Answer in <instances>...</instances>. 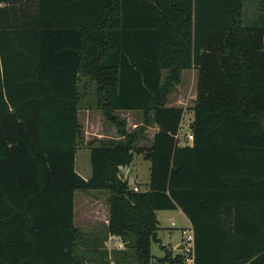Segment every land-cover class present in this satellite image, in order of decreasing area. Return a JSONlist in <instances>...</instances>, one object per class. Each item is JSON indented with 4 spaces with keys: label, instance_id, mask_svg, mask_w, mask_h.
<instances>
[{
    "label": "trees",
    "instance_id": "obj_1",
    "mask_svg": "<svg viewBox=\"0 0 264 264\" xmlns=\"http://www.w3.org/2000/svg\"><path fill=\"white\" fill-rule=\"evenodd\" d=\"M61 1L79 26L48 15L49 0L35 26L0 17V264H183L157 238L156 212L176 209L194 264H264V0L252 22L248 0ZM190 69L192 141L180 146L184 110L165 104ZM84 102L122 138L85 144L89 179L74 169ZM117 111L141 123L126 131ZM151 124L150 147L136 148ZM138 154L150 167L135 192L120 168ZM89 191L107 194L117 250L74 227V193Z\"/></svg>",
    "mask_w": 264,
    "mask_h": 264
},
{
    "label": "crops",
    "instance_id": "obj_2",
    "mask_svg": "<svg viewBox=\"0 0 264 264\" xmlns=\"http://www.w3.org/2000/svg\"><path fill=\"white\" fill-rule=\"evenodd\" d=\"M259 5V3H258ZM38 9H39V0H0V17L1 20L3 18V21L6 22H12L14 17V21L15 23L21 24L23 23V26H35L37 24V13H38ZM258 7L256 9V13L254 14L255 16H258ZM47 12L48 15H51L52 17L56 16H60L62 19L68 17L69 20H66L69 24H71L72 26H79L80 25V10L76 8V6L74 4H71L70 2L67 1H61V0H49V2H47ZM30 21V23L28 24V22ZM85 21V19H84ZM248 21V20H247ZM252 22V20L250 21ZM54 24H56V20H54ZM71 43V42H69ZM192 71H194L195 74V97H196V85H197V72L194 69H190ZM190 70H183L181 72V80L180 83L182 81L183 76L185 75L186 72L190 71ZM81 83L86 82L85 79L81 76H79ZM180 83L175 87V89H177V87L180 85ZM92 89H89V92H91ZM175 91V90H174ZM175 93L172 92L171 94H169V96L167 97V101L165 104L166 108H182L181 106H174V105H169V98L170 96ZM195 97L192 101V106L190 107V114L188 115L189 121L188 123V128H189V132L187 134H185L183 136V144L182 142H179V145H190L191 142L186 141V136L190 135V126H191V122L193 120V112H192V107L194 106V100ZM184 110V109H183ZM185 112V111H184ZM85 115L86 118L84 119V123H82L81 121V115ZM116 115L119 117L120 120H123L125 122V130L126 131H131L133 130L137 125H139L141 123V113L139 111H117ZM132 115L133 117H138V122L134 121V120H129L128 116ZM88 116V117H87ZM122 116V118L120 117ZM124 116V118H123ZM185 114L183 116L184 119ZM77 118H78V122L82 127V147H84V150H80V146L78 148V150L76 151L75 154V160H74V169L75 171L81 176V170L84 171L85 170V162L87 161V157L86 156H90L89 153V149L85 146L86 143L94 140V139H98V140H112V139H116V140H122V138L119 136L116 128L108 123L105 118L103 117L101 111L91 108L87 105L86 102L81 103V108L78 110L77 112ZM127 118V119H125ZM98 119V123L100 124L99 126L101 127V125H103L104 129L106 131H102V132H98L95 135H91L93 137L89 138L88 140L85 139L84 136L85 132L83 130V125L85 126H91L93 127L94 124H92V120H96ZM182 119L181 124H180V129L181 130V126L184 124V120ZM185 122V124H187ZM103 127H101V130H103ZM158 131V127L155 124H151L150 126H148L145 131H144V139H141L139 141H137L135 143V147L136 148H140V149H146L150 147L151 141L154 137V135L156 134V132ZM179 133V132H178ZM178 138V135H177ZM136 156V157H135ZM77 163V166L75 168V164ZM90 165V163H89ZM149 167H150V163L148 160H146L141 154L138 155H134L133 161L131 162L130 165L125 166V167H121L120 168V174L123 176V178L125 180H127L128 185H130V179H137L138 180V174H140V172L143 170L148 171V174L146 176V182L145 184H143L146 188L148 186V178H149ZM91 170V169H90ZM91 176V175H90ZM84 179H89L87 178V173L86 176H81ZM139 184V183H138ZM141 186V185H140ZM89 192H98V191H89ZM101 193V192H98ZM104 193V192H102ZM75 194V193H74ZM80 196L79 199V203L84 201L83 204V211H78L80 210V206H77V201H78V197ZM75 200V202H74ZM82 200V201H81ZM80 203V204H81ZM96 204L98 206L99 202L95 199H92L91 197H89L86 193V195L83 192H78V194L75 196V198H73V224L74 227L81 229L82 231H84L85 233L88 232H93L95 234H99L100 237V241H101V249H105L107 251H113V250H117L119 247V242L117 239H113L112 237L108 236L105 238L106 234L104 232L105 226L108 224V217H109V211H108V204L106 201V204H103V211H106V217L103 219H100V217H98L97 215L93 216L90 215V208L95 209ZM166 212H170V213H178L181 214V218L184 222V224L182 226H180V234L181 231L183 229L186 230H191L192 231V226L189 222V220L186 218V216L180 211V209H176V210H172V211H157L156 212V219L159 225V229H161L160 226V217L162 214H167ZM77 215H79L80 217H78L77 219ZM88 219H90L92 221V223H94V225L92 226H88L87 225V221ZM77 220H80L79 222H82L83 224H85V226H79L77 225ZM158 238V237H157ZM158 240L160 241L161 244V240L158 238ZM181 243H182V235H181V240L176 243L174 245L173 248H171L170 251H172L173 253H175L174 251H179V249L181 248ZM162 245V244H161ZM163 246V245H162ZM166 247V246H164Z\"/></svg>",
    "mask_w": 264,
    "mask_h": 264
},
{
    "label": "rangeland",
    "instance_id": "obj_3",
    "mask_svg": "<svg viewBox=\"0 0 264 264\" xmlns=\"http://www.w3.org/2000/svg\"><path fill=\"white\" fill-rule=\"evenodd\" d=\"M259 0H248L245 3V7H244V17L245 19H247L249 22L251 20H255L257 18V16H255L254 14L256 13V9L257 7H259L258 5ZM195 74L194 71L190 70L188 72L185 73V75L182 78V81L180 83V85L177 87V89H174L175 93H173L170 98H169V105H174V106H181L184 109V114L186 117H184V124L181 126V130L178 133V140L179 142H182L183 144V136L185 134H187L189 132V128H188V115L190 114V107L192 106V101L195 97ZM88 117V116H87ZM122 118V116H120ZM86 118V116L83 114L81 115V121L82 123H84V119ZM124 118V116H123ZM129 120H134L136 122H138V117H133L132 115L128 116ZM127 119V118H125ZM92 124L93 127L91 126H85L83 125V130L85 132V139H89L93 136L91 135H95L98 132H102V131H106L103 127V125H101V127H103V130H101V127L99 126L100 124L98 123V119L96 120H92ZM185 122L187 124H185ZM80 150H84V147L80 146ZM87 157V161L85 162V170L82 171L81 170V176H86L87 173V178L90 177L91 175V170H90V165H89V157ZM136 157V156H135ZM77 166V163L75 164V168ZM142 171L140 172V174H138V188L139 191H144L146 189V187L143 185L146 182V176L148 174V171L141 169ZM130 185H132L133 180L130 179ZM141 185V186H140ZM85 195L87 193V195L89 197H91L92 199H95L99 202L98 206L96 204L95 209L90 208V215L95 216L97 215L98 217H100V219L105 218L106 215V211H103V204H106L107 201V194L106 193H98V192H83ZM78 194V192H75L74 194V198L75 196ZM79 199L80 196L78 197V201H77V206H80V210L78 211H83V204L84 201L80 204L79 203ZM82 201V200H81ZM75 202V200H74ZM167 214H162L160 217V226L161 229H159L157 231V237L161 240V244L163 246H166V248L168 250H171V248L174 247V245L176 243H178L181 240V234H180V226H182L184 224L182 218H181V214H179L180 212L176 213H170V212H166ZM105 216V217H104ZM78 217H80L79 215H77V219ZM80 220H77V225H81V226H85V224H83L82 222H79ZM93 221V220H92ZM92 221L90 219H88L87 221V225L88 226H92L94 225V223H92ZM119 242V247H120V241ZM118 247V248H119ZM150 252L152 254V256L154 258H158V257H162L163 256V251H161L160 247L158 244L152 243L151 244V248H150ZM175 253L180 252L179 251H174Z\"/></svg>",
    "mask_w": 264,
    "mask_h": 264
},
{
    "label": "built area",
    "instance_id": "obj_4",
    "mask_svg": "<svg viewBox=\"0 0 264 264\" xmlns=\"http://www.w3.org/2000/svg\"><path fill=\"white\" fill-rule=\"evenodd\" d=\"M186 141L189 142L192 141L191 134L186 136ZM130 188L135 192L139 191L138 180L136 178L133 179V183L130 186ZM181 235H182L181 252L183 253V264H194L193 231L183 229L181 231Z\"/></svg>",
    "mask_w": 264,
    "mask_h": 264
},
{
    "label": "water",
    "instance_id": "obj_5",
    "mask_svg": "<svg viewBox=\"0 0 264 264\" xmlns=\"http://www.w3.org/2000/svg\"><path fill=\"white\" fill-rule=\"evenodd\" d=\"M192 126H190V128H191ZM182 248V247H181ZM181 248L179 249V250H181Z\"/></svg>",
    "mask_w": 264,
    "mask_h": 264
}]
</instances>
